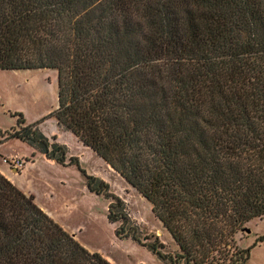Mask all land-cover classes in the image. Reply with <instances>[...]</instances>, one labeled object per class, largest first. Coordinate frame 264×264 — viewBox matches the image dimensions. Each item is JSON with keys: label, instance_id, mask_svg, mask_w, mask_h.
I'll list each match as a JSON object with an SVG mask.
<instances>
[{"label": "trees", "instance_id": "1", "mask_svg": "<svg viewBox=\"0 0 264 264\" xmlns=\"http://www.w3.org/2000/svg\"><path fill=\"white\" fill-rule=\"evenodd\" d=\"M41 69L57 72V124L150 203L177 249L144 246L169 264H247L236 237L264 219V0H0V70ZM18 117L5 140L65 165ZM108 217L138 239L120 199ZM0 264L111 263L0 173Z\"/></svg>", "mask_w": 264, "mask_h": 264}, {"label": "rangeland", "instance_id": "2", "mask_svg": "<svg viewBox=\"0 0 264 264\" xmlns=\"http://www.w3.org/2000/svg\"><path fill=\"white\" fill-rule=\"evenodd\" d=\"M56 107V70H0V172L25 195L33 196L35 204L88 251L113 264H169L143 245L145 237L153 241L157 236L169 254L177 249L153 216L150 203L57 124L51 116ZM18 115L48 139L50 150L56 146L66 149L65 165L47 160L37 149L34 151L19 140H5L8 133L18 129ZM70 157L77 158L78 163L69 164ZM15 161L22 163L20 169L13 167ZM81 170L104 181L109 194L90 193ZM116 199L122 201L129 224L137 229V240L131 235H116L123 222L108 217V208ZM236 241L239 248L249 249L247 264H264V219L245 224Z\"/></svg>", "mask_w": 264, "mask_h": 264}, {"label": "crops", "instance_id": "3", "mask_svg": "<svg viewBox=\"0 0 264 264\" xmlns=\"http://www.w3.org/2000/svg\"><path fill=\"white\" fill-rule=\"evenodd\" d=\"M36 130V132L42 137V139H45L46 141H47V143H48V145H50V143H49V141H48V139L46 138V137H44L42 134H40V132L37 130V129H35ZM78 141V140H77ZM22 143H24V142H22ZM26 144V143H25ZM28 145V144H27ZM29 146V145H28ZM85 147V146H84ZM32 148V147H31ZM85 148H87V147H85ZM89 149V148H88ZM32 150H34V148H32ZM68 150H69V148H68ZM90 150V149H89ZM35 151V150H34ZM71 154V153H70ZM0 173H2L3 174V172H0ZM8 180H10V182H11V178L10 177H6ZM49 214V213H48ZM47 214V215H48ZM49 216V215H48ZM50 217V216H49ZM51 218V217H50ZM107 260L111 263V264H113L108 258H107Z\"/></svg>", "mask_w": 264, "mask_h": 264}, {"label": "built area", "instance_id": "4", "mask_svg": "<svg viewBox=\"0 0 264 264\" xmlns=\"http://www.w3.org/2000/svg\"><path fill=\"white\" fill-rule=\"evenodd\" d=\"M4 163H6L5 160H4ZM13 165H14L13 166L14 168H18V169H20L22 167V163L20 161L13 162Z\"/></svg>", "mask_w": 264, "mask_h": 264}, {"label": "water", "instance_id": "5", "mask_svg": "<svg viewBox=\"0 0 264 264\" xmlns=\"http://www.w3.org/2000/svg\"><path fill=\"white\" fill-rule=\"evenodd\" d=\"M247 232H248V230H247Z\"/></svg>", "mask_w": 264, "mask_h": 264}]
</instances>
